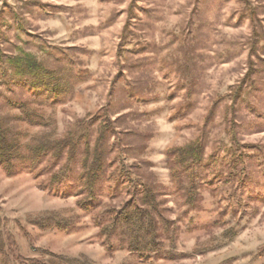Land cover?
I'll list each match as a JSON object with an SVG mask.
<instances>
[{"label":"rangeland","instance_id":"374dc122","mask_svg":"<svg viewBox=\"0 0 264 264\" xmlns=\"http://www.w3.org/2000/svg\"><path fill=\"white\" fill-rule=\"evenodd\" d=\"M0 47L46 62L61 89L1 84V113L19 114L4 97L33 100L20 140H79L72 159L0 166V264H264V0H0ZM103 108L127 113L115 132L132 131L111 135L119 159L102 167L82 138L91 150ZM195 139L205 148L180 174L187 190L166 151ZM129 165L157 193L143 223L112 221L141 205ZM117 169L132 181L117 185Z\"/></svg>","mask_w":264,"mask_h":264},{"label":"trees","instance_id":"16d2710c","mask_svg":"<svg viewBox=\"0 0 264 264\" xmlns=\"http://www.w3.org/2000/svg\"><path fill=\"white\" fill-rule=\"evenodd\" d=\"M126 28L127 25L124 26L123 32H125ZM10 75L13 76L11 77L12 80L15 77L14 81H12L11 78L9 81L6 80V78H8ZM18 82L21 84L20 87L26 88L30 97L33 96L34 91H37L40 87L47 89L50 92L49 98L53 99L57 98L59 93L61 92V89L59 88L58 84V78L55 74V69H53L51 66L48 67L46 62L37 60L36 57L24 51H20L17 54L6 55L0 47V86L3 83H13L15 85V83ZM240 87L241 85L236 87V90L234 91L235 95L232 96L233 101H236L239 98ZM4 99L8 103V105L11 106V108L13 107L19 110V114L0 112V166L5 168L6 171H8V174L15 173V161L29 160L33 162L34 160L38 159L39 156H42L46 152L61 156L62 153L65 151V153L68 154L69 158L72 159V157H74L79 145V140L74 136L70 137L68 140L67 137L61 138L62 140H56V142H53L52 144H47L50 146H46L45 148H43L44 146H34L33 140H29L23 143L20 140L21 133L15 129V124H18L19 122H26L29 124L33 123V115L35 114L33 113V108H30L33 100L5 97ZM126 115L127 113L117 115L112 120L111 117L108 115L107 108H103L101 110L99 109L94 113L93 117L95 116V122L97 124L94 128V130L96 129V136L93 140L92 149H89L90 134H86L87 136H84L82 138V141L87 147L86 153L87 151H91L95 158L94 162L98 165L103 167L106 165L105 161L109 160V163H116L119 159L117 156L119 154V150L116 149L115 144L120 138L116 142L110 141V138L113 134H121L124 136L132 131L125 129L122 131L115 132L114 130L115 124L123 123L124 121L122 120L126 117ZM97 120L99 121L97 122ZM85 129L87 128L85 127ZM126 147V149L128 150L125 151L128 152V154H124V157L130 160H132L133 158L131 155H129V153L133 149L136 148L141 151V149L143 148V146H141L140 144L130 145ZM204 148L205 145L203 140L195 139L183 147L169 148L166 151L170 179L172 181L175 180L176 183L180 184L179 188H181L182 185H187V190L188 188H190L188 184L190 182L192 183L193 180L189 179L188 181H185L183 177H180V174L182 172L185 173L186 171H189L193 167L200 164L203 159ZM114 149L116 150V152L114 153V156L111 157ZM23 151H25V154ZM122 160V162L124 163V158H122ZM129 166L130 169H133L134 172L135 167L133 165ZM120 170L117 169L115 175L113 176L115 179L113 181H116L117 185L122 184L124 181H132V176H130V174H128L127 176L122 175V172ZM137 172L138 169H135L134 176L136 177V182L134 184L131 183V187H134V195H137V197L141 195V198H137L141 205L138 206L137 204H135L134 209H132V205L136 202V198L134 197L131 201L125 202V204L122 206V211L119 214L116 213L112 221L117 222L119 220L120 222L126 224L130 222L135 223L137 221V218L140 217L138 221L143 223V218L141 214H139V208L143 207V205H148L155 202L157 193H154L152 191L153 186L150 183H147V187L144 191H142V176ZM94 178L96 177L89 175L84 179L85 184L89 188L94 183ZM90 191L92 192L91 189ZM137 209L139 212L137 211ZM2 250L3 246L0 243V252Z\"/></svg>","mask_w":264,"mask_h":264}]
</instances>
